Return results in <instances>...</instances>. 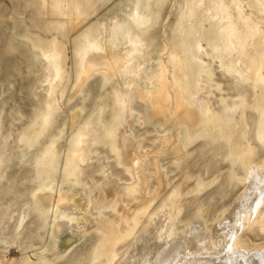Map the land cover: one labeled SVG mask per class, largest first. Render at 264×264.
<instances>
[{
	"label": "rangeland",
	"instance_id": "1",
	"mask_svg": "<svg viewBox=\"0 0 264 264\" xmlns=\"http://www.w3.org/2000/svg\"><path fill=\"white\" fill-rule=\"evenodd\" d=\"M202 1L0 0V264L122 262L133 236L119 244L113 260L104 261L94 256L99 243L97 233L103 230V223L107 220L121 222L115 214L118 213L115 211L119 208L118 202L108 208L98 203L96 187L103 186L102 173L112 175L109 186L116 184L131 188L134 185L128 168L108 152L99 118L103 123L112 120L117 111L112 108L111 100L115 90L124 95L128 91L129 94L149 91L152 89L149 80L160 68L165 70L169 92L174 96V76L178 73L174 72L170 55L173 50L179 51L187 29V18L195 10H200ZM254 3V0L243 1L242 10L246 16L251 13L257 16ZM136 9L145 16L144 26L138 27L132 18ZM203 26L201 52L209 54L212 31L209 22H204ZM85 36L99 40L111 61L116 55L124 56L129 52L131 39L138 36L142 40L143 48L137 56L140 66L132 62L137 67V74H130L132 85L129 90L121 77L112 78L107 85L103 83L101 71L91 73L83 87L75 90L79 72L77 53ZM111 42L115 49H110ZM199 55L204 64H211L213 72L214 78L211 77L206 83L208 86L205 84L203 95L200 94L211 111L228 119L232 115L231 107L240 101V94L252 103L254 93L250 82L237 83L220 68L217 60L213 62L211 57L198 52ZM138 93L132 95L127 109L128 117L134 112L138 120L130 123L120 119L117 124L121 137L131 134L147 154L139 165V172L144 176V182L148 181L145 190L149 196H153L158 188L155 183L157 168L166 177L164 192L159 193L150 212L155 213L173 193L172 190L179 191L177 232L187 229L199 218L210 230L240 201L245 190L243 168L240 164L224 162L223 152L214 142L217 136L209 139L188 135L181 127L174 103L168 120L164 121L151 114L150 104L140 100ZM262 114L253 106L247 120L246 140L252 164L255 163L257 168H264ZM89 120L92 123L86 126L90 133L87 140L91 138L93 142L94 137L101 136L100 141L98 137V142L89 148L92 161L85 167L89 176L81 179L76 172V182L68 184L66 163L72 140L76 128L83 127ZM102 159H106L108 167L100 171L92 169ZM43 179L50 186L47 191L50 196L46 193L44 197L47 199L43 197L37 201L34 195ZM87 197L93 201L90 200L86 215L68 206L63 215L66 218L55 220L60 200ZM121 199L127 208H133L128 197L123 195ZM260 212L264 214V204ZM141 225L139 234L148 231L146 220ZM121 227L124 229L122 224ZM238 247L241 253L244 250L250 251L249 254L264 252V231L260 224H253L241 232Z\"/></svg>",
	"mask_w": 264,
	"mask_h": 264
},
{
	"label": "bare ground",
	"instance_id": "2",
	"mask_svg": "<svg viewBox=\"0 0 264 264\" xmlns=\"http://www.w3.org/2000/svg\"><path fill=\"white\" fill-rule=\"evenodd\" d=\"M243 1L203 0L200 10H195V13L187 18V29L183 34L184 39L181 40L179 51L173 50L170 55L174 72L178 73L174 76V96L169 92L168 80L163 68H160L159 72L151 79L149 78L152 87L149 91L132 92L130 94L128 91V94L125 95L120 94L118 90L113 92L112 108H117V111L114 112L109 123H103L101 118H99V123L102 124L104 142L108 152L128 168V173L131 175L134 185L131 188L116 184L113 187L110 185V187L108 184L112 182L110 180L111 174L102 173L105 183L103 181L101 188L96 187L99 191L98 203L107 207L115 201V203L118 202L119 208L116 206L118 209H112L111 213L113 210L118 212L115 214H117V218L121 219V222L118 224L113 221L115 219H111L113 222L107 220L103 223V230L97 233L99 243L96 245L94 253L97 259L103 258L105 261V259L111 258L113 260L115 254L118 253L117 247L119 244L133 236L130 246L128 245L130 249L128 253L126 252L127 254L125 253V258L119 264H264V252L259 253L257 251L259 254L257 252L254 254L253 251V254H249L250 251L248 253L244 250L241 253L239 251L241 249L238 247L241 232L250 228L253 224H260L261 229L264 231V214L260 212L261 206L264 204V168H257L258 166H254L255 163L252 164L251 151L246 140L249 126L247 122L248 112L255 106L258 111L264 114V0H254V9L257 16L254 13H251V16L244 14ZM132 18L138 27L144 26L146 23L145 16L138 9L135 10ZM204 22H209L213 37L209 44V54L205 51L201 52ZM142 43L138 36L131 39L129 52L124 56L118 54L111 61L99 40L85 36L77 53L79 72L75 90L83 87L87 77L97 71H101L103 83H109V80L111 82L114 77H121L123 85L129 90L132 85L129 76L131 73L137 74L135 69L140 66V63H138L139 57L137 56L142 51ZM109 47L115 49L116 46L111 42ZM198 52L203 56L211 57L213 62L217 60L220 68L228 72L233 80H237V83L250 82L254 93L253 100L251 99L252 103H249L246 96L243 97L240 94V101L237 105L231 107L232 115L228 119H224L219 114L211 111L207 103L200 97V94L203 95L205 84L211 81L213 72H211V64L210 66L204 64L200 55L198 56ZM134 61L136 62V68L132 64ZM217 89L219 88L217 87ZM136 93H138L140 100L150 104L151 114L162 117L164 121L168 120L170 108L174 103L175 113L178 114L179 120L182 122L181 127L187 131L188 135H200L202 138L208 137L209 139L217 136L214 142L218 144L220 151L223 152L224 162L227 161L231 165L240 164L243 168L245 172V190L240 201L210 230L205 226V221L199 218L197 221L195 220L196 222L190 223L187 229L177 232L176 228L178 226L175 224L180 214L179 191L172 190L173 193L170 196L168 195L169 197L161 207L157 211L155 209L156 212H152L153 214L150 212L151 206L156 201L159 193L164 192L162 189L165 184V176L157 168L155 173L156 182L153 181L158 188L153 196H149L145 190L148 181L144 182L142 179L144 176L142 177L139 172V165L142 164L147 154L141 143L136 141L131 134L129 136L123 134L124 136L121 137L117 124L120 119H125L124 121L127 120L130 123L138 120L136 113L131 112L130 117L127 113L132 95L134 96ZM79 114L77 116L80 117ZM91 123L92 121L89 120L83 127L78 126L76 128V136L73 137L66 163L67 174L65 178L68 184L76 182V172L81 179L89 176L85 168L92 161L89 148L98 142L99 137V135L97 138L94 137L93 142L91 138L89 141L87 140L90 133H88L86 126ZM118 156H121V158L118 159ZM107 167L106 159H102L92 169L95 168V170L100 171V169ZM48 174L50 173L48 172ZM107 174L109 175L107 176ZM44 180L41 181L42 183L34 195V199L37 201L49 192L50 186ZM63 180L66 181L64 178ZM123 195L129 198L128 202L132 204V209L127 208L124 205L125 202L123 204L121 199ZM44 198L47 199V197ZM90 200L91 197L78 200H60L58 207L56 206L58 216L56 215L55 220L66 218L63 215L68 206L83 211L86 215V208L93 199ZM143 220L148 222V231L145 230L147 232L139 234L138 229L140 226L142 227Z\"/></svg>",
	"mask_w": 264,
	"mask_h": 264
}]
</instances>
